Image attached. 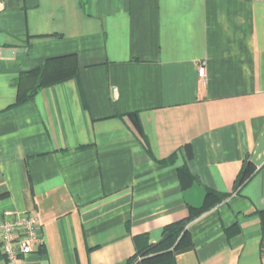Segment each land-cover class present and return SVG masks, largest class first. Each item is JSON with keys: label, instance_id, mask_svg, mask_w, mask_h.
<instances>
[{"label": "crops", "instance_id": "0c3cea01", "mask_svg": "<svg viewBox=\"0 0 264 264\" xmlns=\"http://www.w3.org/2000/svg\"><path fill=\"white\" fill-rule=\"evenodd\" d=\"M6 209L26 264H131L192 215L172 264H264V0H0Z\"/></svg>", "mask_w": 264, "mask_h": 264}, {"label": "built area", "instance_id": "2783aa9c", "mask_svg": "<svg viewBox=\"0 0 264 264\" xmlns=\"http://www.w3.org/2000/svg\"><path fill=\"white\" fill-rule=\"evenodd\" d=\"M207 62L199 63L198 74L206 75ZM44 238L36 213L21 215L14 209L0 213V264H26V257L40 251Z\"/></svg>", "mask_w": 264, "mask_h": 264}, {"label": "trees", "instance_id": "16d2710c", "mask_svg": "<svg viewBox=\"0 0 264 264\" xmlns=\"http://www.w3.org/2000/svg\"><path fill=\"white\" fill-rule=\"evenodd\" d=\"M34 93V91H33ZM33 93L29 96L31 98ZM135 124L138 122L134 118ZM219 194L206 188V196ZM194 215L167 225L163 230V237L159 243L148 244L146 250L139 251L142 260H138V255L130 260L131 264H172L174 250L183 248L191 244V233L187 227ZM42 248V247H41ZM41 251V250H40ZM155 253V255H150Z\"/></svg>", "mask_w": 264, "mask_h": 264}]
</instances>
